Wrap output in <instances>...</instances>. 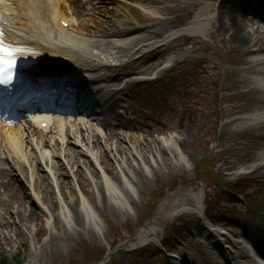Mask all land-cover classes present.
Instances as JSON below:
<instances>
[{
  "label": "rangeland",
  "instance_id": "374dc122",
  "mask_svg": "<svg viewBox=\"0 0 264 264\" xmlns=\"http://www.w3.org/2000/svg\"><path fill=\"white\" fill-rule=\"evenodd\" d=\"M82 1L90 10L85 8L82 16H76L81 21L80 29H86L88 38L95 35L101 43L115 42L127 47L125 52L119 51L120 55L153 40H163L175 31L186 35L177 43L172 37L168 45L162 43L147 51L149 55L141 62L123 68V72L138 67L142 71L123 79L131 89L121 96L127 104L122 111L132 121L129 128L115 129L116 134L104 128L102 138H98L97 126L93 124L92 129L80 130L79 140L65 138L64 142H71V155L68 162L53 159V174L51 165L35 161L29 150L31 162L22 169L29 181L25 183L31 187L36 184L44 201L20 186L18 172L8 173L13 184L0 200V260L19 254L22 264H102L110 262V255L117 249L139 248L138 255L145 264H157L149 258L156 253L161 255L156 259L165 264L174 263L170 253L180 254L189 264H201L196 261L198 258L205 264H226L220 253L222 247L215 245L214 238L208 241L209 234L218 235L222 225L227 224L241 231L238 224L243 223V227L257 230L258 236L264 235V215L244 207L264 200V168L259 173L253 170L264 161V125L259 119L252 120L250 112L264 105V90L243 83L254 74L248 71L252 68H246L248 61L260 62L256 67L259 72L264 71L263 4L254 3L262 6H258L262 8L259 11H254L249 2L244 4H249L250 9L239 18H245L254 30L251 41L244 45L232 39L234 29L227 8L230 3L221 7L223 12L219 13L221 0ZM154 5L166 6L171 20L162 21L150 32L115 34L140 19L148 26ZM220 5L224 6V2ZM136 7L141 10L137 12ZM154 11L155 16H162L156 8ZM202 11L208 14L204 22L192 25ZM73 15L69 17L75 19ZM156 29L162 34L153 37ZM150 58L155 59V68L151 67ZM184 72L187 75L180 77ZM168 77L174 82L164 83L169 86L156 95L157 100H152L153 82ZM125 134L134 138H126ZM47 136L49 142H54L56 135ZM250 150L258 157L248 160L245 154ZM79 151L83 154H77ZM52 153L56 155L51 148ZM37 162L43 165L42 170L50 172L45 171L47 180L41 174L44 171L40 173L35 165ZM203 162L212 169L211 173L201 166ZM57 164L62 165L66 177L56 170ZM239 165L252 172L240 174L239 178L247 181L243 187L254 186L242 196L212 180L217 174L237 177L228 174ZM33 166L38 169L34 171ZM149 173L158 177L148 178ZM64 178L70 185L62 183ZM69 192L73 194L67 195ZM23 196L33 204L29 206V200L25 203ZM198 205L205 209L207 222L198 218L199 211L191 210ZM261 210L264 214V204ZM143 229H153L163 244H157L154 237L137 243ZM101 249L107 250L106 256L97 262L89 261ZM119 260L122 264H141L138 258L127 255H121Z\"/></svg>",
  "mask_w": 264,
  "mask_h": 264
},
{
  "label": "bare ground",
  "instance_id": "6f19581e",
  "mask_svg": "<svg viewBox=\"0 0 264 264\" xmlns=\"http://www.w3.org/2000/svg\"><path fill=\"white\" fill-rule=\"evenodd\" d=\"M33 2H35V5H37L39 7L40 3L42 1L45 2V0H32ZM56 1V0H54ZM71 2V4L73 5L74 8V13L78 16H82L85 12V6L82 4L81 0H69ZM150 1H157V0H150ZM230 3V5H225L226 3ZM224 3V6H221L223 8H228V13L230 15V20L232 22V28L234 29V32L232 34V39L242 43V44H247L248 42L251 41V36L254 32V30L249 28V23L248 21H246L245 18H239L240 16L244 15L242 14L244 10V7L240 4L239 0H227ZM23 6V11L25 12V14H30V11L36 9V6ZM51 5V2H50ZM64 5V4H63ZM58 8L56 7V9L54 10V12L52 13V17L50 15L47 16V12H49L47 9L48 8H42V10H37L36 15L34 16L33 14H31L29 16V20L27 22H25L24 25V31H19L17 34H15L14 31H12V35L10 34L8 37L12 39L13 42L15 43H22V44H33L34 47V51H32L33 53H31L29 55V64L31 63L30 61H32L31 65H29V68L31 67L33 70H36V68H53V69H61L64 70L65 72H68L66 70H78L80 72H84L90 75L95 74V67L97 64L106 62V66L112 64V62L110 61V56L113 57L114 55H116L117 53H119V51H126L125 47H122L121 45H118L119 43H113L112 45L108 46L109 49L105 48L106 46H104V44L99 43V41H93V38H88L86 37L84 31H86V29H80L77 31H71L70 29H66V28H62L60 26H56L54 24H56V19L58 16H60L63 13V10L61 9V4H58ZM58 9V10H57ZM156 10L158 11V13H162V16L159 15H154V13H156V11H152V16L153 19L149 20L150 24L144 27H136V28H131L130 30H128L126 33H116V35H134V34H139V33H144V31L146 32H150L152 29L156 28L157 25L159 23H161L162 21H169L171 20V15L168 11V8L165 7H157L156 6ZM219 13H221V11L223 12L222 8H219ZM62 16V15H61ZM60 16V17H61ZM208 14L205 11H202V13H200L199 15H197V17L195 18V20L192 22V25L194 24V26H198L200 25L202 22H204V19H206L205 17H207ZM14 17V16H13ZM180 17V16H177ZM90 20L92 21V18H90ZM178 20V19H177ZM177 20H175L174 22H177ZM67 21V20H66ZM71 21V20H70ZM72 22V21H71ZM153 22H156L153 23ZM171 22V23H174ZM48 23V24H47ZM14 25H16L14 23ZM189 28V27H188ZM158 30L156 29L152 34L153 37H158V35L160 36L162 33L157 32ZM181 33V31L179 32H172L169 36H167L165 39L163 40H153L151 43L149 44H144V46L142 47L145 51L148 50H154L157 49L159 47H161V44L163 43L164 45L166 43H168V40L172 41L173 39L175 40L174 43H177L176 41H178V38H173L172 37H176L177 35H179ZM83 34V35H81ZM93 41V42H92ZM85 42H92V44L96 47V52L91 51L92 49L86 50L84 49V43ZM142 46V45H141ZM25 46H22L21 49H24ZM70 48H73V51H70ZM140 48V46H139ZM98 49V50H97ZM118 51V52H116ZM139 56V54L137 55ZM144 56V55H143ZM148 56V55H147ZM126 59V58H125ZM144 57H141L140 61L143 60ZM153 58L149 59V62L151 64V67H153L155 65ZM166 62H170L171 60L169 58L165 59ZM157 62V60L155 61ZM260 63V62H253V61H248L247 64L248 66L246 68H252L253 72H250L249 69V73H254L252 78H249L245 81H243V83L247 84L248 86H253L255 89L257 90H264V84H260V81L262 80V78H264V73L259 72L258 71V67H256V65ZM251 64V65H249ZM262 65H264V61L262 63ZM155 68V67H153ZM151 68V69H153ZM245 68H243L244 70ZM262 89V90H261ZM253 110H251L250 112L255 114V111H257V115L261 116V111L264 110V105L260 104L258 106H256L255 108H252ZM88 116H92V117H87V121L86 124H89L87 128L92 129V125H93V121L97 122V130H101L103 127L104 128H110L112 129V134L114 132V134H116L115 129H123L124 127L129 128L131 125V122H129L128 120H126L123 116L120 118V116L117 114V112L115 110H112L109 114L105 115L104 117L100 118V117H94V114H90ZM80 120L84 121L83 118L79 117ZM112 120H115V124L112 122ZM41 122H43V120H40V118L38 117L33 123H29V126L25 128V131L30 133H39V128H38V124H40ZM80 124V122L78 123ZM76 125L75 123H71L69 125H65L64 123L62 124V121H60V124H57V128L58 133L64 135L67 134V131H71L72 127ZM85 125V123H81V125H79L78 128H82ZM86 128V127H84ZM83 128V129H84ZM125 129V128H124ZM22 131V127H18L17 123H11L9 121L6 120H0V137H2L5 140V143L13 148H15L13 151L16 155V161L17 164L18 162L22 164V166L25 164V162H30V158H29V153L24 154V152H27V150H24L22 153L19 152L18 148L20 145V140L23 143V133ZM24 131V132H25ZM124 132V131H123ZM100 138L101 134H97ZM40 136V144L42 145V149L40 150L39 147H37V145H33L34 139L29 138V145L31 144L33 147L31 150H34L36 152H38V154L40 155V160L44 161L46 163L47 166L51 165V169H53L54 167V161L50 159V154H51V148L53 149V147L56 144H52V143H47L46 140H44V136L45 135H39ZM126 138L130 135L125 134ZM97 138V139H98ZM102 138V137H101ZM130 138H134L132 135L130 136ZM60 140V141H59ZM63 138L60 139L58 138V140H56V142L59 141L60 145L63 146ZM28 145V147L30 148V146ZM182 146L187 147L186 144H183ZM118 151H120L118 149ZM65 152L67 157H70V152L68 153L67 150L63 151ZM77 154H83L81 151L77 152ZM87 155V154H86ZM246 158L248 160L254 159L258 157V154H256V152L254 150H250L245 154ZM57 155H53L52 154V159L57 158ZM3 165V164H2ZM36 166H38L40 168V173L41 171H44V173H41L42 175L44 174V178H46L47 180V174L45 175V171L48 172V170H42L41 167H43V165H41V163H36ZM32 167V169L35 171V169H38V167ZM50 168V167H49ZM56 170H58L60 172L61 175H63L64 177H66L65 172L63 171V167L61 164H57V166H55ZM261 168H264V165L262 166H258L256 168V170L254 171L255 173H259L261 171ZM5 169V168H4ZM104 171L107 173L108 171L104 168ZM34 173V172H33ZM32 173V175L34 176V174ZM146 175V174H145ZM130 176V175H129ZM152 178L155 179L158 177L157 174L155 173H149V175L147 176L148 178ZM131 178H133L132 176H130ZM11 178H13L11 176ZM66 178L63 179L62 183L64 182L65 185H70V182H67L65 180ZM129 180V179H128ZM13 181V180H12ZM130 181V180H129ZM32 182L35 183V180L32 178ZM11 184H13L11 182V180H9L7 172L5 170H2L1 166H0V196L2 195L3 192H8L9 189H11ZM23 189L24 187L22 185H20ZM35 190H37V193L39 194V197L42 201H44V195L43 192L38 191L36 184L34 185ZM72 188V187H70ZM25 190V189H24ZM72 192V191H71ZM69 192V194L67 195H71L73 193ZM102 196L104 198H107L104 194L103 191H99ZM65 193H68V189H66ZM25 203L27 200H29V206L31 204H33V201H31L28 198H25V196H23ZM105 206H106V202H104ZM198 204L199 201H198ZM25 205V204H24ZM23 207V205H22ZM21 207V208H22ZM20 209H17V212H19ZM230 222H232L230 220ZM236 222V221H235ZM239 223V222H238ZM7 224H4V226H6ZM229 225V224H227ZM225 225L224 228L221 232H220V238L217 239V235L212 234L210 236H208V241L210 240V238H214L215 240V245H217L218 247L221 246L220 244V239L223 240H230V241H224L226 242V247L224 245V248H228L229 246H231V248H233L232 250H227L226 254L228 255L229 253V257L234 260V264H264V240L263 237H255V232L250 228L247 229L245 227H243V223H239L238 225L240 226V228H242L241 231L237 230H233L231 228H227L230 226ZM231 225V224H230ZM251 226H254L253 224H250ZM48 222L45 226L46 230H48ZM233 226V224H232ZM256 229H259L260 226L258 224L255 225ZM150 237H157V234L155 233V231H153V229L149 230V229H145L144 231H142V233L140 234V238L141 240H146L147 238ZM159 241V239H157ZM211 242V241H210ZM213 244V242H211ZM230 245H229V244ZM201 250V249H200ZM225 253V252H224ZM238 259V261H237ZM196 260V259H195ZM197 262L201 263V264H205L201 258H198L196 260ZM195 263V262H194ZM192 262H190V264H194ZM175 264V263H174Z\"/></svg>",
  "mask_w": 264,
  "mask_h": 264
},
{
  "label": "snow or ice",
  "instance_id": "6c2138e0",
  "mask_svg": "<svg viewBox=\"0 0 264 264\" xmlns=\"http://www.w3.org/2000/svg\"><path fill=\"white\" fill-rule=\"evenodd\" d=\"M23 51L25 50L21 48H5L2 30H0V84L9 85L13 83L16 78V59L14 53Z\"/></svg>",
  "mask_w": 264,
  "mask_h": 264
},
{
  "label": "trees",
  "instance_id": "16d2710c",
  "mask_svg": "<svg viewBox=\"0 0 264 264\" xmlns=\"http://www.w3.org/2000/svg\"><path fill=\"white\" fill-rule=\"evenodd\" d=\"M202 164L203 165H201V166L203 168H205V171L206 172H210V173L212 172V169L209 168V165H207V163L203 162ZM200 174H199V176L202 177ZM212 179L216 180L217 182H222V179L217 178L215 176H213ZM104 255H105V250L104 249L103 250L101 249V251L99 253H95L94 257L93 258H90L89 261L95 262V261L101 259L102 257H104ZM21 262L22 261L19 258V254H17V257H12L10 259H9V257L5 256V257L2 258V260H0V264H21Z\"/></svg>",
  "mask_w": 264,
  "mask_h": 264
}]
</instances>
